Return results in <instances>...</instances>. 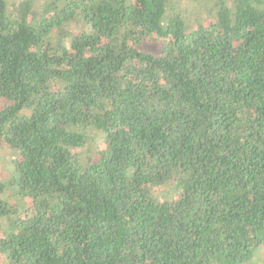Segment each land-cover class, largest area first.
Masks as SVG:
<instances>
[{"label": "trees", "instance_id": "16d2710c", "mask_svg": "<svg viewBox=\"0 0 264 264\" xmlns=\"http://www.w3.org/2000/svg\"><path fill=\"white\" fill-rule=\"evenodd\" d=\"M0 145L2 264L248 263L264 0H0Z\"/></svg>", "mask_w": 264, "mask_h": 264}, {"label": "rangeland", "instance_id": "374dc122", "mask_svg": "<svg viewBox=\"0 0 264 264\" xmlns=\"http://www.w3.org/2000/svg\"><path fill=\"white\" fill-rule=\"evenodd\" d=\"M17 1L18 0H6L8 9L10 11L13 10V6L15 5V3ZM185 16H186V18H190V16H192V14L190 16L186 14ZM141 47L144 50L157 51L159 48V44L156 41H145V42H143ZM98 143H100L99 140H96V138H92L89 141V146L86 147V149L83 150L82 153H84V152L85 153L95 152V149H96ZM3 151L4 150H3V148H1V145H0V158L1 159H5V158L8 159V157L6 156V154ZM1 167H3V166L0 164V169H1ZM1 195L2 194L0 193V197H1ZM0 264H2L1 261H0ZM246 264H264V244L261 245L260 248H258V251H257L255 257Z\"/></svg>", "mask_w": 264, "mask_h": 264}]
</instances>
